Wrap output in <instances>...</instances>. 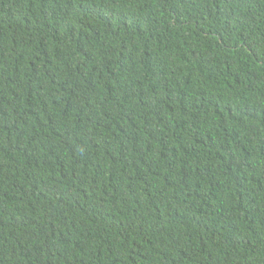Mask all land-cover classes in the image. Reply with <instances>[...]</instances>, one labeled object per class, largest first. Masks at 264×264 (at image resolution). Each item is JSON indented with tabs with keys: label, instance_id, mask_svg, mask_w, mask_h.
I'll return each mask as SVG.
<instances>
[{
	"label": "trees",
	"instance_id": "16d2710c",
	"mask_svg": "<svg viewBox=\"0 0 264 264\" xmlns=\"http://www.w3.org/2000/svg\"><path fill=\"white\" fill-rule=\"evenodd\" d=\"M0 264H264V0H0Z\"/></svg>",
	"mask_w": 264,
	"mask_h": 264
}]
</instances>
